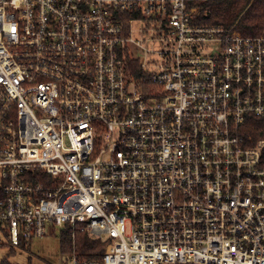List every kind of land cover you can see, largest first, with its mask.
<instances>
[{"label": "built area", "instance_id": "2783aa9c", "mask_svg": "<svg viewBox=\"0 0 264 264\" xmlns=\"http://www.w3.org/2000/svg\"><path fill=\"white\" fill-rule=\"evenodd\" d=\"M225 0H0V226L70 264H264V29ZM145 44L162 47L144 49Z\"/></svg>", "mask_w": 264, "mask_h": 264}, {"label": "trees", "instance_id": "16d2710c", "mask_svg": "<svg viewBox=\"0 0 264 264\" xmlns=\"http://www.w3.org/2000/svg\"><path fill=\"white\" fill-rule=\"evenodd\" d=\"M210 17L208 23L232 26L246 7V0H225L210 5ZM235 29L243 36L254 37L260 35L264 29V0H257L243 13L236 23ZM60 251L71 255L73 251L79 259L96 261L100 259L104 251V244L99 240L91 239L85 232L75 229L74 239L71 230L64 229L59 234ZM20 245H27L19 243ZM14 253L11 249L6 258L0 264H10L8 259Z\"/></svg>", "mask_w": 264, "mask_h": 264}, {"label": "rangeland", "instance_id": "374dc122", "mask_svg": "<svg viewBox=\"0 0 264 264\" xmlns=\"http://www.w3.org/2000/svg\"><path fill=\"white\" fill-rule=\"evenodd\" d=\"M144 49L159 51L162 47L145 44ZM10 264H70L71 255L60 251L58 233L42 239H35L27 245L13 246L8 234L0 226V262L7 257L9 251Z\"/></svg>", "mask_w": 264, "mask_h": 264}]
</instances>
